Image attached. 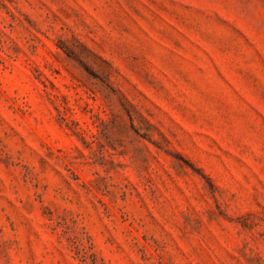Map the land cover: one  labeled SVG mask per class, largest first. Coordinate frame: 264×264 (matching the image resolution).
I'll list each match as a JSON object with an SVG mask.
<instances>
[{"label": "rangeland", "instance_id": "rangeland-1", "mask_svg": "<svg viewBox=\"0 0 264 264\" xmlns=\"http://www.w3.org/2000/svg\"><path fill=\"white\" fill-rule=\"evenodd\" d=\"M0 264H264V0H0Z\"/></svg>", "mask_w": 264, "mask_h": 264}]
</instances>
